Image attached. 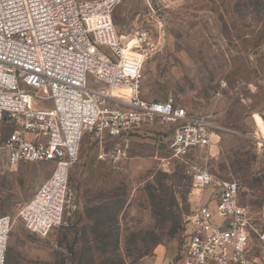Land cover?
I'll use <instances>...</instances> for the list:
<instances>
[{
  "label": "rangeland",
  "instance_id": "obj_1",
  "mask_svg": "<svg viewBox=\"0 0 264 264\" xmlns=\"http://www.w3.org/2000/svg\"><path fill=\"white\" fill-rule=\"evenodd\" d=\"M112 16L124 41L142 29L157 39L156 21L164 19L157 51L142 67L140 98H173L208 117L212 144L173 158L169 126L157 124L137 129L125 158L112 160L85 136L69 172L64 222L41 238L16 213L53 166L7 165L3 142L14 128L0 123V217L14 219L6 264H152L171 243L180 252L194 207L193 166L237 181L240 206L264 228V0H123ZM250 254L264 255L255 235Z\"/></svg>",
  "mask_w": 264,
  "mask_h": 264
},
{
  "label": "built area",
  "instance_id": "obj_2",
  "mask_svg": "<svg viewBox=\"0 0 264 264\" xmlns=\"http://www.w3.org/2000/svg\"><path fill=\"white\" fill-rule=\"evenodd\" d=\"M122 1L0 0V123L14 128L3 142L6 162L53 166L16 213L38 237L64 222L69 172L85 136L100 157L112 160L125 158L137 129L157 124L169 126L173 158L212 144L215 125L208 117L191 115L173 98H140L142 67L157 51L165 21H156L157 39L142 29L124 41L112 16ZM259 144L264 149V139ZM188 174L202 193L187 218L178 263L264 264V255L250 254L252 235L264 244V228L240 206V184L216 181L204 167L193 166ZM13 222L0 217V264H6Z\"/></svg>",
  "mask_w": 264,
  "mask_h": 264
},
{
  "label": "crops",
  "instance_id": "obj_3",
  "mask_svg": "<svg viewBox=\"0 0 264 264\" xmlns=\"http://www.w3.org/2000/svg\"><path fill=\"white\" fill-rule=\"evenodd\" d=\"M178 252V245L171 243L162 249L160 255L152 261V264H179Z\"/></svg>",
  "mask_w": 264,
  "mask_h": 264
},
{
  "label": "bare ground",
  "instance_id": "obj_4",
  "mask_svg": "<svg viewBox=\"0 0 264 264\" xmlns=\"http://www.w3.org/2000/svg\"><path fill=\"white\" fill-rule=\"evenodd\" d=\"M122 38H124V37H122ZM260 146L261 145H259V148H260ZM202 193V190H199V189H193V196H194V198L196 197V196H198L199 194H201Z\"/></svg>",
  "mask_w": 264,
  "mask_h": 264
}]
</instances>
